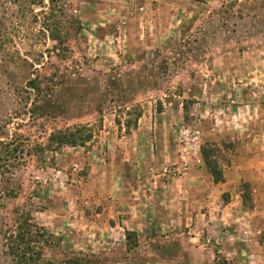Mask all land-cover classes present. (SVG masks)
I'll use <instances>...</instances> for the list:
<instances>
[{
  "label": "rangeland",
  "instance_id": "374dc122",
  "mask_svg": "<svg viewBox=\"0 0 264 264\" xmlns=\"http://www.w3.org/2000/svg\"><path fill=\"white\" fill-rule=\"evenodd\" d=\"M0 155V264H264V0H0Z\"/></svg>",
  "mask_w": 264,
  "mask_h": 264
},
{
  "label": "trees",
  "instance_id": "16d2710c",
  "mask_svg": "<svg viewBox=\"0 0 264 264\" xmlns=\"http://www.w3.org/2000/svg\"><path fill=\"white\" fill-rule=\"evenodd\" d=\"M36 3H41L42 0H33ZM53 2L54 0H50ZM34 3V2H33ZM52 15V12H51ZM59 22H51L52 27L50 25H46V30H48V36L52 39H55L57 41L61 40L59 38L60 35L63 36V39L61 42L64 41L65 35L62 33L61 29L59 28ZM28 84L30 85L31 82L29 81ZM33 85V84H32ZM90 138V132L82 131V129H74V131H60L56 130L55 132H50L47 135V144L53 143V147L57 148L62 145H82L84 141L88 140ZM8 145L4 144L3 152H8ZM15 150L13 147L11 149ZM20 151V150H19ZM199 152L201 159L204 163V166L209 173V175L212 178V181L214 183L222 181V170L217 162V150L213 146H209L208 144H201L199 146ZM216 154V155H215ZM1 157V155H0ZM22 157V156H21ZM30 224L27 222L24 224H21V226H18L14 234H9L6 236V249L5 253L10 255L11 257H15L14 263L10 260V264H62L61 262H51L49 260H41L39 257V251H36L33 249V246L30 244L34 240L30 238ZM131 231H126L125 234L128 236L131 234ZM33 253H35L34 256ZM41 260V262H39ZM65 264H69L70 262L73 263L75 261H72L70 259L64 260ZM63 261V262H64Z\"/></svg>",
  "mask_w": 264,
  "mask_h": 264
},
{
  "label": "crops",
  "instance_id": "0c3cea01",
  "mask_svg": "<svg viewBox=\"0 0 264 264\" xmlns=\"http://www.w3.org/2000/svg\"><path fill=\"white\" fill-rule=\"evenodd\" d=\"M127 222H129V219H127L126 220ZM137 222H134L133 224H136ZM129 229H132V228H128L127 226L126 227H124V231L125 230H129ZM135 230H139V231H142L143 230V227L141 228V227H138V228H134ZM189 239H190V241H192V244L191 245H188V243L189 242H185V244H186V246L183 248L182 247V249H180L179 251H178V256H180L181 258H184V256H186V255H188V251L189 250H195V251H198V245L200 244V240L199 239H197V238H195V237H188L187 238V241H189ZM194 241H196V243L194 242ZM193 243H195L196 245H194ZM194 245V246H193ZM190 253V252H189ZM183 261V260H182ZM182 264H187V263H182Z\"/></svg>",
  "mask_w": 264,
  "mask_h": 264
}]
</instances>
